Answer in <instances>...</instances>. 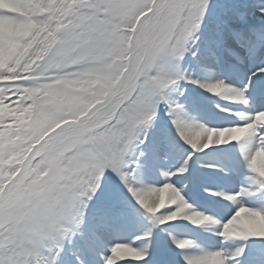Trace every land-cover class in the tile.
I'll use <instances>...</instances> for the list:
<instances>
[{"label": "snow or ice", "instance_id": "6c2138e0", "mask_svg": "<svg viewBox=\"0 0 264 264\" xmlns=\"http://www.w3.org/2000/svg\"><path fill=\"white\" fill-rule=\"evenodd\" d=\"M42 11L33 17L38 30L29 58L12 73L17 80L0 81V264H96L105 234L126 215L113 204L101 218L88 223L89 205L111 170L134 200L151 215L154 225L182 228L215 226L225 240L264 238V232L245 225L264 218V209L240 206L232 215L206 214L186 199L171 177L188 171V161L216 145L245 143L244 157L254 175L251 184L233 194L215 193L238 202L255 191L264 194V110L236 111L241 123L210 127L191 119L169 90L179 82L198 85L224 100L250 105L251 83L236 87L223 79L202 82L191 78L181 62L189 54L199 61L197 46L210 0H37ZM231 19L243 18L239 7L228 9ZM264 17V4L258 9ZM0 16L15 13L0 10ZM243 41V33L232 32ZM264 46V34L260 36ZM7 44V37H5ZM221 41L207 49L217 58ZM226 53L231 50L224 48ZM44 54L42 61L32 59ZM237 59H239L237 57ZM8 75V73H5ZM264 89V67L253 73ZM55 85V88H53ZM79 87V91H75ZM57 92L65 100L59 101ZM163 105L177 134L190 146L184 166L163 171L160 186L140 184L143 161H130L137 144L147 140ZM223 112L232 110L217 104ZM15 113V115H12ZM45 116L47 120L43 119ZM140 157L145 153L141 152ZM151 230L131 243H115L101 264L147 261L153 241ZM181 250L195 247L190 239L173 238ZM239 247L185 254L184 264H243ZM125 257L130 259L125 260Z\"/></svg>", "mask_w": 264, "mask_h": 264}, {"label": "bare ground", "instance_id": "6f19581e", "mask_svg": "<svg viewBox=\"0 0 264 264\" xmlns=\"http://www.w3.org/2000/svg\"><path fill=\"white\" fill-rule=\"evenodd\" d=\"M232 1H234V4L240 6L239 8L244 12V17L242 19H231L230 29L225 30L224 26L228 23L230 18L229 12L226 13V21L220 26L221 34L218 36V39L214 40L209 35H204L205 37L202 36V38L197 41V46L201 49L199 52V61L189 54L188 58L183 63V70L191 78L202 82H212L218 77H221L228 81H237L245 86L250 80L251 83L256 84L250 96V105L245 106L235 103V105L230 107L227 101L221 97L208 93L198 85L186 81L179 82V90H169L171 98L184 105L185 112L189 118L204 123L203 117H205L207 113L211 114L212 118L209 120L212 122L209 124L206 123V125L210 127H229L241 123L239 118L234 114L236 111L254 113L257 110H264V89L260 88L258 81H255L254 78L252 79V75L257 67H264V46H262L258 54L252 53L248 46L249 43L253 41H259L260 36L264 34V17L258 14V9L264 4V0H251L247 2V4L243 2V0ZM11 8H13L11 3L0 0V10L6 11ZM24 9L30 10V7L27 6ZM252 9H254V11ZM235 29H238L239 33H243L246 39L242 42L234 39L231 33L236 32ZM217 41H221V48L217 53L218 59L214 58L216 63L212 65L211 61L208 59L210 56L208 55L207 49L214 46ZM13 45L14 40L7 41V44L5 40L0 42V66L1 61L9 53ZM225 47L230 49L231 53H226L224 51ZM238 49H242L244 52L240 53L237 51ZM237 57L239 59H237ZM0 79H2L1 74ZM200 92H204V94ZM217 104L229 108L232 111L223 112L220 108H217ZM149 130L150 140L147 145H144L149 153H146L144 157L136 155L134 160H132L137 161V159H139L143 161L138 177L142 185H155L154 181H156V183L166 182L162 172L175 171L177 168L182 167L189 154L187 151L189 150L192 152L190 146L182 140L175 130L167 129L164 126H158L155 123L149 127ZM174 147L181 150L175 157L170 153ZM247 147L248 145L245 143L231 142L225 145L213 146L211 149L193 156L192 159L188 161L190 164L198 160L202 162L199 167L195 168L196 173H194L193 176L194 184L198 185L202 190V194L197 198L192 196V193L187 191L185 187H181L182 193L189 202L198 209L213 213L216 216L223 215L222 210L234 215L240 206L264 209V194L255 191L240 196L238 202L227 201L224 196L214 195L215 193L233 194L239 192L242 188H247L251 184V178L254 173L248 168L243 154ZM216 155L217 158L213 161L219 163L222 168L211 170L210 159ZM261 163L264 165V160H262ZM199 173L201 175L204 174L210 180H203ZM184 177L185 173L178 174L177 176L171 177V182L179 183ZM219 197L224 198V200H217ZM113 204L122 206L119 201L115 199L106 201V203L101 205L102 207L92 212V224L100 219V214ZM123 208L125 207L123 206ZM137 222L138 225L141 226L143 232L149 231L146 222L143 221L142 218L137 219ZM182 222L190 227L194 235H197L200 240L208 245L207 251L224 250L227 254L231 255L237 248L243 247L246 255L237 258L242 260L243 264H264V244H262L259 239L254 240V245L251 246V244H249L251 239L248 241L240 239L225 240L217 233L215 226H196L188 221ZM116 223H118V221ZM248 225L254 226L257 230L264 232V218H252L245 225H241V227ZM120 226L121 228L111 227L105 234L103 242L99 245L106 250H104L103 253H96L95 255L89 256L90 260L95 261L96 264H101L100 257L110 255L112 243H127L128 239H126V236L129 234L131 227L129 228L128 224H126V226L125 224H121ZM176 231L175 235H172L171 238L179 239L178 236H180L181 231L180 229ZM111 239L113 242L108 241ZM151 239H153V235ZM124 259L127 260L130 259V257H125ZM130 261L131 260L125 261L123 264H130ZM154 262L157 264H164L159 263L158 259H155Z\"/></svg>", "mask_w": 264, "mask_h": 264}, {"label": "rangeland", "instance_id": "374dc122", "mask_svg": "<svg viewBox=\"0 0 264 264\" xmlns=\"http://www.w3.org/2000/svg\"><path fill=\"white\" fill-rule=\"evenodd\" d=\"M3 1L7 3H11L13 7L11 9H7L6 11L15 13L17 16L21 17L22 20L17 22L15 17L13 16H0V42L5 40V37H7V41L14 40V45L11 47V50L1 61L0 74L2 79H0V81L17 80L20 79V77L12 75V73L16 72L20 68V64L24 63V61L29 58V55L32 52V49L34 47L32 38L35 32L38 30L37 21L33 19V17L36 16L38 13H40L42 9L39 8L37 4V0H3ZM249 1L251 0H243V2H246V4ZM27 6L30 7V10L27 9L28 12L27 10L24 9ZM235 7H240V6L234 4V1L232 0H210V5L207 14L205 16L204 23L202 24L200 31L197 33L199 39H201L202 36L205 37L204 35L206 36L209 35L214 40L218 39V36L221 34L220 26L224 21H226L225 15L226 13H228V9ZM252 10L254 11V9ZM235 31L239 33L238 29H235ZM248 46L250 51L256 54L259 53L262 47L260 40L253 41L252 43H249ZM188 56L189 55H187L185 59L181 62L182 69H183V63L188 58ZM43 58H44V54L41 53L40 55L32 59V63H35L37 60L42 61ZM211 58L212 57L208 58L209 61L211 60ZM5 73H8V75H5ZM253 78L256 79V77L252 75V79ZM248 82H250V80ZM53 88H55V85H53ZM73 90L79 91L80 89L79 87H76ZM200 93L204 94V92H200ZM56 97L61 102L65 100V95L63 92H57ZM2 112L3 109H0V114H2ZM12 115H15V113H12ZM209 118L211 117L209 116ZM43 119L47 120L48 117L45 116ZM154 123L157 124L158 126H164L167 129L170 130L173 129L176 131L175 126L173 125L171 118L167 115V112L165 111V107L163 105H161ZM145 134L147 135V140L143 144L136 145V147L129 154L128 159L130 161L134 160V157H136V155H139L141 152H144L145 154L148 153V150H146V147H144V145L145 144L147 145L148 141L150 140L149 128L145 130ZM172 151H173L172 153H174L176 156L181 152V150L178 149L177 147H175ZM187 153H190V151L188 150ZM211 158L212 159L210 160L212 162L210 161L211 163L210 169L211 170L221 169L222 168L221 165L213 161L215 158H217V155ZM201 164L202 162L200 160L196 161L195 163L193 162V164H190V162H188V171L185 173L186 174L185 177L182 178V180L179 181V183H175V185L178 188L185 186L187 190H189L188 187L190 185V180L188 178V175L190 169L191 167L194 168L199 167ZM182 166H184V163ZM200 176H202L201 178H203V180H210L204 174L203 175L200 174ZM154 183L155 186H160L165 182L156 183V181H154ZM198 191L202 193V190L200 188ZM110 199H115L116 201L117 200L120 201V203L123 204V206L127 209V211H129L128 214L123 219L119 220L122 223V225L125 224L126 226V224H128L129 228L131 227L129 234L126 236V239H128L127 243H131L133 246L140 247L143 246V244L146 242L144 240L136 239L137 236H143L145 233L142 231L141 226L138 225L137 219L139 218H142V220L146 222L149 230H151L153 235V239H152L153 247L150 250L151 255L147 259V261H139V262L130 261L131 264H155L154 262L155 259H158L162 263H166L165 260H167L170 264H184L183 257L185 254H198L201 251L208 250L207 249L208 247L204 245V243L197 237V235H194L190 227L183 224L182 221L168 222L169 224H175V223L182 224L183 227L179 228L181 231L180 236H178L179 239H185V238L190 239L194 241L196 245L193 248L184 249V250L177 248L173 242V238H171L172 235H175L177 229L165 228V226L163 225H154L151 215L148 214L146 210H144L142 206H140L134 200L131 193L128 192L126 186L119 179L118 175L112 172L111 170H106L104 177H102L100 189L97 191L96 196L89 205V212H88L89 225H92V216H93L92 212L102 207L101 205L103 203H106V201ZM218 200L220 201L224 199L222 197H219ZM206 214H211V213H206ZM120 225H121L120 223L119 224L115 223L112 227L115 228V227H119ZM250 239L251 241L249 242V244H251V246L254 245V240L256 239H259L260 242L264 244V238L251 237L248 238L247 241ZM109 242H113L112 239ZM112 245H114V243H112ZM98 251L101 253L102 251L101 248L98 249ZM164 256H165V260H164Z\"/></svg>", "mask_w": 264, "mask_h": 264}]
</instances>
